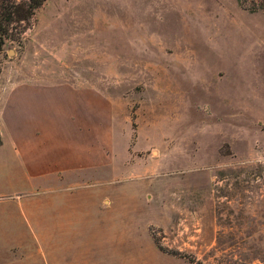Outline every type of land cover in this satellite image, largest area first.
Listing matches in <instances>:
<instances>
[{"label": "rangeland", "instance_id": "obj_1", "mask_svg": "<svg viewBox=\"0 0 264 264\" xmlns=\"http://www.w3.org/2000/svg\"><path fill=\"white\" fill-rule=\"evenodd\" d=\"M40 84L103 97V207L150 212L146 232L171 261L145 264H264L263 12L45 0L0 51L2 136L8 93ZM7 228L0 264H47L46 233Z\"/></svg>", "mask_w": 264, "mask_h": 264}, {"label": "crops", "instance_id": "obj_2", "mask_svg": "<svg viewBox=\"0 0 264 264\" xmlns=\"http://www.w3.org/2000/svg\"><path fill=\"white\" fill-rule=\"evenodd\" d=\"M8 96L0 134L5 230L46 233L47 264H145L151 255L171 261L146 232L150 212L103 207V97L62 84Z\"/></svg>", "mask_w": 264, "mask_h": 264}, {"label": "trees", "instance_id": "obj_3", "mask_svg": "<svg viewBox=\"0 0 264 264\" xmlns=\"http://www.w3.org/2000/svg\"><path fill=\"white\" fill-rule=\"evenodd\" d=\"M45 0H0V51L5 41L19 37ZM242 9L264 13V0H236ZM160 250V248H159Z\"/></svg>", "mask_w": 264, "mask_h": 264}]
</instances>
